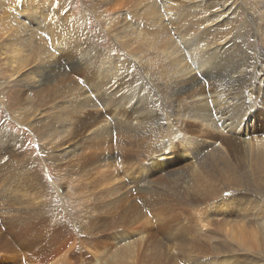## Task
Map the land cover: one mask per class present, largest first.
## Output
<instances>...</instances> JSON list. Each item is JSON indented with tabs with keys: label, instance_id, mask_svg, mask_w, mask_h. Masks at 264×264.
I'll use <instances>...</instances> for the list:
<instances>
[{
	"label": "rangeland",
	"instance_id": "1",
	"mask_svg": "<svg viewBox=\"0 0 264 264\" xmlns=\"http://www.w3.org/2000/svg\"><path fill=\"white\" fill-rule=\"evenodd\" d=\"M54 1H57V2L65 1V3L67 4L66 5L67 8L63 9V12H62L63 16L66 14H69L71 15L69 16L70 20L73 19V20L81 22L83 26V30L85 28L84 33L87 38V43L89 45L99 48L98 49L99 51H104V52L106 51L107 53L109 52L108 54L118 62L120 66V70L118 71L117 76L119 78V81L121 80L120 84H118L117 86H112L110 84H104L103 86H99V89L97 92H98V96H101V97L100 99H97L96 102L102 101L100 102L101 104H97V105L85 104L81 106L72 105L73 107L69 105L65 108H62V110L61 108H58L56 110H58L59 114L62 117L63 116L65 117L64 119L71 120V123H70V120H66V124L74 125L73 127L70 125V127L74 129V127L78 126L82 135L87 134L91 128L100 124L101 121L104 122L105 119L111 120V119H114L115 117L116 119H131L133 124L127 123V120H125V122L122 123V127L127 128L129 130V134L135 136V143H137L138 146L136 147V144H134V147L139 149L138 154L141 155V156L139 155V161H138L139 164L137 163V165H140V166L144 164L146 165L147 159H150L149 157L152 155H155V156L157 155L156 157L162 156L166 160V164L158 169V174H157L158 176L156 175L155 177L157 178L160 176L161 178L159 180L155 179V181H153L154 180L153 179L150 182H144L145 184L142 182L144 185L142 183L136 184L135 188L133 189L134 191H132V193H130L128 197L124 198V199H127V201L129 200L128 201L129 203H126L127 201L121 200V202L115 205H110L109 200L111 197L109 196L97 198L94 200L92 193L104 187L103 185L104 183H102V185H100L99 183L100 176H97L95 174H91V175L89 174V176H87V179H86V176L80 173L78 169L76 168L77 166L76 161L75 162L74 160H70L71 162L66 161L67 158H70L69 156L66 157L65 161H54L53 162L52 160L50 161L47 160V158L49 159L51 158L52 151H53V154H57V155L64 154L65 149L68 146L71 147L70 146L71 143L76 142L78 135L72 134L71 136H68L67 139L65 138L60 141L57 139H62L61 137H54L53 138L54 140L49 139L48 137H42L44 141L42 142V140L39 138V135L37 133H36L37 134L36 136L35 133L31 132V129L28 126L24 125L25 123L22 125L18 122L19 118L17 116L18 111H21V108L23 106L25 108H30V107H32L33 109L35 108V105L37 104L38 101L34 94V88L25 87V85H23L21 81H15V80L8 82L7 86H1L0 88V96H1L0 97V125H1L0 127V164L2 165L1 169L3 172H5L6 177H7V174L9 176L6 178V182L5 180L4 182L3 181L0 182L1 184L0 185V196H1L0 197L1 198L0 199V211L2 212V209H3V212L6 211L7 214L9 215L8 217L6 214L7 216L6 220L11 221L12 223L11 222L10 223L14 225H19V221L17 220L18 218H22L25 211L26 213L27 211L28 212L32 211L31 214L34 213L37 216V219L34 220V222L37 224L35 225V223L33 222L32 224L33 226L30 225L28 226V228L24 227L22 229L19 228V230L20 229L21 230L16 231L14 233L15 236H11L10 238H8V241L10 240L9 242L7 241V239H3V241L0 242V245H1L0 251H2L0 252V264H3V263L8 264L7 261L14 259V255L11 254V251L14 250L11 248L13 247L12 244L16 245V247L18 246L19 249L23 251V253L21 252V255L20 254L18 255L19 258L17 259V261L22 260L23 262L24 260H27L26 259L27 257L25 258L21 257L23 255V256H30L32 263L34 262L33 264L35 263L36 264H60V263L61 264H80V263L81 264L82 263L91 264V262L93 261V256H91L90 250L95 249V248H97L95 250H98V249L104 250L106 248L104 251H107V249L109 248V252H111V250L114 249V246H115V244L113 243L114 237L122 236L124 240H127L126 242H130V241L133 242V237L137 235L141 236V240L135 241L134 247H135V244L137 243L138 245L136 247L137 249L139 248L140 251L137 254L139 258L136 257L137 262L135 261L134 264H264V239H261V237L264 236V234L261 235V232H264V208H262L261 211L258 208H255L253 210L251 209V207H253V204L256 201L264 205V177L261 176V178L257 180V175L254 174V178L252 180H250L248 177L246 178L247 180L251 181L250 187H253V185H255L254 192L246 191L249 194L248 195L244 194L245 197L250 196V198H252L251 200L252 203L249 201V204L247 202L245 204L246 206H244V208L247 209L246 211L241 212V210L237 208L236 205L232 208L231 205L226 207V206H220L218 204V202L220 203L221 199H225L226 197L229 196V192L222 191L223 184L228 183V182L233 183L232 181H229L226 177L224 178V176H227L228 174H226L227 172H224L223 168L226 167V165L231 164V165L236 166L237 168H241V171H243L244 167H246L247 156L245 155L244 150H242L240 146V140H241L240 136L241 135L238 132H229L227 130H224V132L222 131L221 133H218L216 130L214 131V129L210 127H206L204 123V119L202 121L199 119H191L192 117L190 118L188 116H185L187 118L186 119L184 115H181V113L183 112H179V111L175 112L179 108L177 106L179 103L177 104L175 103L174 96H172L173 91L171 88H173L172 84L174 82V78L177 79L178 76L174 78L172 77L173 76V74L171 73L172 71H170V69L167 68V59H166V56H164L163 50L161 49L163 42L167 38H169V36L172 37L174 33L169 32V33L164 34L162 26H159V34L153 33L147 30V29H150L149 22L151 21H148V19L145 17L147 16L145 15V13L148 14L147 11H148V8L150 7L149 2L151 0H130L128 2L127 1L124 2L125 4L124 3L122 4V6L120 7V12L122 13L121 18L124 19L125 25L129 24L132 27V29L130 28V30L129 28H126L127 29L126 32H124L123 26H121V23L118 19L119 17H117L116 15L117 13L115 12L114 14L113 13L114 11L110 12L108 10L107 11L104 10V7L107 6L105 3V1L107 0H39V2H42L45 5V7H48L51 9L49 11H53V13L50 12V14L48 15L50 17L55 15L56 10L51 8L52 7L51 3H53ZM123 1L125 0H122V2ZM154 1L155 0H152L153 3ZM159 2H162V0H160ZM239 2L242 3L243 6H240L239 8V11H238L239 13L237 16V22L235 26H233V28L228 33V38L230 40L233 39L234 45L232 47L226 48L227 50L225 49V52L222 53L225 55H222V54L215 55L216 58L214 59L215 61L212 60V65L214 66V69L216 68L218 69L217 72H221L222 74H227V73H230L229 69L234 68L237 64L240 65L242 61L246 63V66H242V68H244V71L246 72V74L244 73V76H243L245 80V85L249 83L251 79L252 80L250 81V83L253 84V85L249 84V86L246 85V93L250 91L249 92L250 94L248 96L249 104L247 105L245 109L247 112H250V118L247 119V124L249 125L248 129L250 130V133L252 134V136L254 138H260L264 136V82H263L264 79H262L263 74H264V48H263L264 47V7H263L264 5L262 4V0H239ZM2 4L5 7H7V4L15 5L17 4V0H0V6ZM19 6L20 5H18V7ZM139 11L141 14H139ZM21 18L30 22L29 21L30 19H26V15L21 16ZM146 21L148 22L146 23ZM138 28L140 29L139 32L137 31ZM144 29L147 30L146 34H145V31H143ZM141 31L144 34L141 33ZM146 35L148 36V38ZM145 48L147 50L149 49V51L145 50ZM179 48L181 50L182 45H179ZM158 51H160V53ZM155 52H157L156 54L158 55H156ZM138 56L142 59H140ZM152 57L153 58L156 57V58L153 60ZM134 58L137 64H135ZM184 58L185 59L183 60V62L189 61V57L185 56V54H184ZM132 60H134L133 63H130ZM137 61H139L140 63ZM259 61L261 62L258 64ZM148 62H150V65ZM163 62L165 66L162 65ZM180 62L181 60L179 61V63ZM183 62L182 64H185ZM0 63H1V60H0ZM179 63H177V66L179 65ZM154 64L155 66H153ZM143 65H144V68H143ZM254 65H255V68H254ZM1 66H3V64ZM1 66H0V81L4 79L5 77V74L1 73L5 69ZM156 68L158 69L155 71ZM104 73L105 75H108L107 73H109V67L107 66L104 67L103 74ZM141 73L143 76L141 75ZM97 75H98V71H97V74L93 76L92 78L93 81L100 80L99 76ZM161 78H163L162 79L163 81L161 80ZM169 78H171L170 79L171 82ZM166 79H168L169 83H167ZM10 88H11V91H10ZM167 88L169 89L167 90ZM247 88H249V90H247ZM7 90L9 91V94L10 93L12 94L10 96H8L7 94L8 98L6 99L7 96L5 97L6 95L5 91L7 92ZM156 90L160 94L156 93L155 92ZM19 91H22V95L18 93ZM19 95H21L20 98H19ZM25 95L28 101H26L27 100L26 98H23ZM147 95L150 99L147 98ZM107 97L109 98V100L108 99L105 100ZM144 97L146 100L144 99ZM20 100L23 101L22 103H24V105H22ZM30 102L31 104H29ZM73 108L75 109L72 110ZM59 109L61 110V112ZM136 110H138V112ZM151 110H154L157 114ZM140 112L148 113V118L146 117L144 122L143 123L141 122L144 126L141 123H138L134 120V119H140L141 117L139 116ZM238 113H240V111L237 112L235 116H237ZM48 115H51V116H48ZM60 115H58L57 112H51V114L47 113L45 116L43 117L41 116L42 118H40L39 116L34 117V115H32L31 113L27 116L31 117L30 119L33 120V121L31 120V122H35L37 119H44L41 121V123L43 124V126L41 127V131L42 129H44V131L45 130L48 131L52 129V121L50 120L51 117L52 116L54 117V118L52 117V119H55V118L62 119ZM67 121H69V123ZM9 131H10V134L12 133L11 135H9ZM120 135L122 134H119V136ZM75 136L76 138H73ZM46 138L48 140H46ZM6 141L7 143H4ZM8 141H9V144H8ZM62 144L63 146L65 145L64 148ZM194 145H195L196 151H193V149H191L192 146ZM13 146L15 147V149ZM214 147H216V149L220 151H216L215 149H213ZM148 149L150 150L152 149L151 150L152 152ZM189 151H192L193 154L195 155L194 159H192L191 155L189 154ZM56 152H58L59 154ZM5 153H8V154H5ZM48 154L50 155L47 156ZM1 160L3 161L1 162ZM22 160L23 161L25 160L24 163L26 162L27 164L26 163L23 164ZM7 163H9V165ZM18 163L21 165H19ZM13 165L15 166L13 167ZM17 166L19 168H17ZM12 169L15 172L12 171ZM194 169H196V171ZM135 173L136 172H134V176H135ZM122 176L124 178L123 170H121L119 174L120 182H122L121 180ZM193 178L194 180H196L197 184L200 183L199 185L202 184L201 186L204 185L203 187H206L207 185V188L208 187L210 189L212 188L211 189L212 191L216 190V192H221L218 195H216L217 198L214 197L215 202H208V203H201V204H194V205H183V203L182 204L180 203V200L176 199L173 192L177 188V186L178 185L185 186L187 184L190 185ZM203 179L205 181H203ZM125 180L127 181V178H125ZM17 182H18V185H17ZM44 183L46 184V186ZM40 184L42 185L44 184V185L42 186ZM129 184L133 185V183H129ZM138 185H141V186H138ZM257 185L260 186L261 189H257L256 188ZM186 188L184 187L182 188V190L181 189L180 190L183 191V189H186ZM41 189H44V190H41ZM38 190L39 191L41 190V191L39 192ZM122 190L124 191L126 190V188H122ZM122 190L119 191L118 193H121ZM31 192L34 193L32 194L33 196L35 197L37 195L38 196L34 199V197L30 195ZM223 192L225 193L223 194ZM45 193H47L48 195ZM24 194L25 195L27 194V196L24 197L25 196ZM131 197H133L135 200ZM19 199L20 201H18ZM160 199H163V200L161 201ZM27 200L29 201L27 202ZM87 201L88 202L90 201L91 204L92 202L93 204L94 203L100 204L104 202V205L101 206V209H99L101 212L103 211L102 209H104L103 213L101 214V216L103 217L96 216L95 213L93 215H90L87 212L88 210L87 205H89ZM146 201L148 202V204H145ZM233 201L234 200H232V202ZM1 202H3L4 204L3 203L1 204ZM30 202L32 203V205H30L31 204ZM38 202H40V205ZM135 202H136V205H135ZM143 202L144 204L142 205ZM14 203L19 205L20 207ZM132 205L134 207H132ZM9 206L12 211L13 210L17 211V213L10 211ZM137 206H138V209L140 208L139 212L137 211L138 210ZM6 207H8V209ZM22 207L24 208L23 210L24 212H22ZM112 207L117 208V210ZM131 209L133 210L130 211ZM113 210H115V214L116 212L118 213L115 215L113 213ZM110 211L112 213H110ZM57 212L59 213V215L57 214ZM20 213H22V215ZM104 213L106 214V216L104 215ZM108 213H110L112 217ZM46 214H47V217L45 218L44 216H46ZM118 214L120 217L122 216L123 217L120 218ZM56 216L57 218H55ZM58 216L59 217L61 216L60 217L61 219ZM91 216H95V217H91ZM130 216L132 217L131 219H129ZM2 217L4 218L3 214H1L0 216V224L3 225L2 227L7 226L5 225L6 224L5 219H3ZM50 217L52 218V220H50L51 219ZM89 217H90V220H89ZM125 217H127L128 219ZM58 218H59V221H57ZM113 219L114 220L118 219L119 221H122L123 224L126 223L124 222L126 219V221H129V223L127 222V225L124 224L125 226L122 225L123 227H121V225L114 224L115 221H113ZM108 220H112V223L111 221L106 222ZM67 222H69V225ZM105 222L108 224H106ZM56 223H58L59 225L57 224L56 226ZM63 223H65V226H67L68 229L63 225L60 230V226ZM104 223L106 224V226L104 227L106 228V231L104 233H101L100 236L99 234H97V236L94 235L92 236L93 237L92 238V237L86 236L85 234H82L86 230H83L81 228H84V229L86 228L89 230L94 227H97L98 225L99 227H102L103 225H105ZM113 226H115L116 228H114ZM245 226L249 228L248 234L244 232ZM112 227L114 230L112 229ZM70 229L71 231H69ZM109 229L111 230L110 232L107 233V230ZM236 229L237 231H239V233H237ZM77 231L78 232L83 231V232H81L80 234V232L78 233ZM71 232L72 233L74 232L75 234H72ZM216 232L218 233L214 236L213 233H216ZM74 235L75 236L78 235V237H82L81 239L80 238L78 239L80 243L83 244V246L84 245L86 246L85 248L87 249H85L82 246V244L78 243L79 242L78 239L74 240V237H75ZM221 235L223 238L231 242V246H232L230 251H228L227 253H224L225 256H222V253L218 252L219 250H217L214 246V245H218V243L224 240L222 237H220ZM44 236L45 238L48 237L49 239H45ZM135 239L136 238L134 237V240ZM97 241L99 244L100 243L101 244L99 245L97 243V246H95L96 245L95 243ZM74 243L75 244L77 243V244L74 245ZM90 243L93 246H91ZM140 243H141V246L139 245ZM77 245H79L80 249L78 248ZM71 247H73L74 250L71 249ZM82 249H85L86 252ZM70 252L74 254L72 255ZM173 252L174 253L176 252V254H174ZM37 253L39 255H37ZM74 257L75 258L77 257V259L75 260ZM207 258L209 259L208 261L206 260ZM77 260L78 261L80 260V262H78ZM17 261H10L9 264H16L15 262Z\"/></svg>",
	"mask_w": 264,
	"mask_h": 264
},
{
	"label": "bare ground",
	"instance_id": "2",
	"mask_svg": "<svg viewBox=\"0 0 264 264\" xmlns=\"http://www.w3.org/2000/svg\"><path fill=\"white\" fill-rule=\"evenodd\" d=\"M126 1L128 2L130 0H125L123 2H122V0H107V1H105L107 6L104 7V10H106V11L107 10L110 12L114 11L113 12L114 14H115V12L117 13L116 15H117V17H119L118 19L121 23V26H123V28H124V32H126V30H127L126 28H129V30H130V28L132 29V27L129 24L125 25L124 19L121 18L122 13L120 12V7ZM159 1L160 0H158V1L155 0L153 3L151 0L149 2L150 7L148 8V11H147L149 16L147 13H145V15L148 16V17L147 16H145V17L148 19V21H151V22H149L150 29H147L148 31L159 34V26H162L164 34L169 33V32L174 33V35L172 37L169 36V38H167L163 42L161 49L163 50L164 56H166V59H167V68H169L170 71H172L171 72L173 74L172 77L174 78V77L178 76L177 79L174 78L173 84L171 83L173 85V88H171L173 91V93L171 92L173 94L172 96H174L175 103L176 104L179 103L177 105L179 108L175 112H177V111L183 112V113H181V115H184V117L185 116H188L190 118L192 117L191 119H199L202 121L204 119V123H205L206 127H210L212 129H214V131L216 130L218 133H221L222 131L224 132V130H227L229 132H238L241 135L240 136L241 137L240 146H241L242 150H244L245 155L247 156V158H246L247 164H246V167H244L243 171H241V168H237L236 166L231 165V164L226 165V167H224V168L222 167L224 169V172H227L226 174H228L227 176H224V178L226 177L229 181H232L233 183L228 182V183L223 184L222 191L229 192V196L226 197V195H225V197H226L225 199L220 198L221 200H220V203L218 202V204L220 206H226V207L231 205L232 208L236 205V207L239 208L241 210V212L246 211L247 209L244 208V206H246L245 204L247 202L249 204V201L251 202L252 198H250V196L245 197L244 194L248 195L249 193H247V192H254V188H255V185H253V187H250L251 181L247 180L246 178L248 177L250 180H252L254 178V174L257 175V180H259L261 178V176L264 177V136H262L260 138H254L252 136V134L250 133V130L248 129L249 125L247 124V119L250 118V112H247L245 110L247 105L249 104L248 96L250 94L249 93L250 91H248L246 93V85L249 86V84H252V83H250V81L252 79L249 81V83H247L245 85V80H244L243 76H244V73L246 74V72L244 71V68H242V66H246V63L243 61L240 65L237 64L234 68L229 69L230 73H227V74H222L221 72H217L218 69L217 68L214 69V66L212 65V60L215 61L214 59L216 58L215 55H220V54L224 53L226 48L232 47L234 45L233 39L230 40L228 38V33L233 28V26H235V24L237 22V16L239 13L238 12L239 8H240V6H243V5H242V3L239 2V0L238 1H236V0H177V1L176 0H162V2H159ZM262 4L264 5V0H262ZM18 5H20V6L18 7ZM51 5H52L51 8L56 10L55 15L52 17H50L48 15L50 14V12L53 13V11H49L51 9L48 7H45V5L42 2H39V0H17V4H15V5L14 4L13 5L7 4V7H5L2 4L0 6V60H1L0 66L3 64V66H1V67H3L5 69L4 71L1 72V73L5 74V77H4V79H2L0 81V88H1V86H7L8 82H10L12 80L21 81L23 83V85H25V87H29V88L33 87L34 88V94H35L38 102L35 105L34 109L30 106H29L30 108H25L23 106L24 108L22 107L21 111H18V113L16 112L17 116L19 118L18 122L22 125L25 123L24 125L28 126L31 129V132H33L35 134L37 133L39 135V138L42 140V142H44L42 137H48L49 139H53L54 137H61L62 139H57L60 141V140H63L65 138L67 139V137L71 136L72 134L78 135L76 142L71 143V145H70L71 147L68 146L65 149L64 154L57 155V154H53V151H52L51 152V154H52L51 158L50 159L47 158V160H49V161L52 160L53 162L54 161H65L66 157L69 156L70 158H67L66 161H70V160H74V162L76 161L77 162L76 168L78 169V171L80 173H82V174H84V176H86V179H87V176H89V174L90 175L95 174L97 176H100L99 183H100V185H102V183H104L103 184L104 187L103 188L99 187L100 188L99 190L92 193L94 200L97 198L109 196V197H111L109 200L110 205H115V204L121 202V200L127 201V199H124V198L128 197V195L130 193H132V191H134L133 189L135 188L137 183L141 184L142 182L143 183L144 182H150L153 179H154L153 181H155V179L159 180L161 178L160 176L157 178L155 176L158 174V169L166 164V160L162 156L156 157L157 155L156 156L155 155H152V156L149 155L150 159H147L146 165L145 164L141 165V166L137 165V163L139 164L138 161H139V155L140 154H138L139 149L134 147V144H136V147L138 146L137 143H135V136L129 134V130L127 128L122 127V123L125 122V120H127V123L133 124L131 119H116V117L114 119H111V120L105 119L104 122L101 121L100 124L91 128L88 131V133L85 135L84 134L82 135L78 126L74 127V129H73L72 127L74 125L70 124L72 126V127H70L69 124H66V120H70V119H64L65 117L64 116L62 117L59 114L58 110H56V109L61 108V110H62V108H65L69 105H71V106L72 105H78V106L80 105L81 106V105H85V104H90V105L91 104H95V105L101 104L100 102H102V101L96 102V100L100 99V97H101V96H98V92H97L99 89V86H103L104 84H110L112 86H117L118 84H120L121 80L119 81V78L117 76L118 71L120 70V66H119L118 62L108 54L109 52L107 53L106 51L105 52L99 51L98 50L99 48L94 47L92 45H89L87 43V38H86L85 33H84L85 28L83 30V26H82L80 21H76L73 19L70 20L69 16H71V15H69V14H66L63 16V13H62L63 9L67 8V6H66L67 4L65 3V1H63V2L62 1L61 2L54 1L53 3H51ZM136 5H138V4H136ZM147 7H148V5H147ZM113 13H112V15H113ZM139 14H141L140 11H139ZM23 15H26V19H30L29 20L30 22L22 19L21 16H23ZM148 21H146V23ZM139 30L140 29L138 28L137 31L139 32ZM141 30H142V28H141ZM147 30H145V29L143 30V31H145V34H146ZM150 32H149V34H150ZM141 33H143V32L141 31ZM87 35H88V33H87ZM147 38H148V36H147ZM151 39H153V38H151ZM128 44H129V42H128ZM239 44H237V45H239ZM179 45H182L181 50H180L181 47L179 48ZM145 50H147V49L145 48ZM145 50H144V52H145ZM147 51H149V49ZM158 52L160 53V51H158ZM156 53L157 52H155V54ZM184 54H185V56L189 57L188 62H186V61L183 62V60L185 59ZM156 55H158V54H156ZM222 55H225V54H222ZM153 56H155V55H153ZM255 57H256V55H255ZM135 58H134V60H135ZM155 58H153V60ZM179 58L181 60L180 63H179V61H180ZM140 59H142V58H140ZM140 59H139V61H140ZM241 59H243V58H241ZM241 59H240V61H241ZM134 60H132L131 62L129 61V62L133 63ZM252 60H253V58H252ZM139 61H137V62H139ZM141 62H142V60H141ZM182 62L185 64H182ZM260 62L261 61H259L258 64ZM125 63H126V61H125ZM148 63L150 65V62H148ZM177 63H179L178 66H177ZM135 64H137L136 60H135ZM162 65L165 66L164 62ZM255 65H254V68H255ZM106 66L109 67V73H107L108 75H105L106 72L103 74V69ZM153 66H155V64ZM176 66H177V68H176ZM143 68H144V65H143ZM121 69H123V68H121ZM157 69L158 68H156L155 71ZM97 71H98L97 76H99L100 80L93 81L92 78L94 75L97 74ZM158 71H160V70H158ZM158 71H157V73H158ZM144 74H146V73H144ZM162 74H161V76H162ZM141 75H142V73H141ZM158 76H160V75H158ZM247 77H248V75H247ZM121 79H122V77H121ZM128 79H129V77H128ZM162 79L163 78H161V80ZM170 79L171 78H169V80ZM262 79H264V74H263ZM166 80H167V83H169L168 79H166ZM170 82H171V80H170ZM263 82H264V80H263ZM145 86H146V84H145ZM162 89H163V87H162ZM168 89L169 88H167V90ZM157 90L155 91L156 93H158ZM247 90H249V88H247ZM10 91H11V88H10ZM13 91H14V89H13ZM18 93L22 95V91H19ZM100 93H102V92H100ZM5 94H6L5 95V97H6L7 94H8V96H10L12 93L9 94V91L7 90V92L5 91ZM158 94H160V93H158ZM21 95H19V98L21 97ZM105 95H104V97H105ZM149 95H150V93H149ZM8 96L6 97V99L8 98ZM151 96H153V95H151ZM133 97H134V95H133ZM23 98L27 99L26 95ZM147 98H149L148 95H147ZM107 99L109 100L108 97L105 100H107ZM144 99H145V97H144ZM20 101H18V102H20ZM26 101H28V99ZM142 101H143V99H142ZM22 102L23 101H21V103ZM31 102L29 104H31ZM29 104H27V105H29ZM22 105H24V103H22ZM6 106H7V104H6ZM172 108H174V107H172ZM175 108H177V107H175ZM74 109L75 108H73L72 110H74ZM146 109H148V108H146ZM61 110H60V112H61ZM136 111L138 112V110H136ZM151 111H154V110H151ZM239 111H240V113H238V115L235 116L236 113ZM51 112H57V114L60 115L62 119H56V118L52 119V117H53L52 116L50 119L52 121V129L48 130V131L47 130L44 131V129H42V131H41V127L43 126L41 121L44 119H37L35 122H31V120H32V119H30L31 117L27 116L31 113L32 115H34V117L39 116L40 118H42L47 113L51 114ZM63 112H64V110H63ZM149 113H151V112H149ZM154 113H156V112L154 111ZM139 114H140L139 116H141L140 119H134V120L138 123H141V122L143 123L145 118L146 117L148 118V113L140 112ZM152 115H153V113H152ZM48 116H51V115H48ZM67 122L69 123V121H67ZM198 122H200V121H198ZM43 123H44V121H43ZM70 123H71V120H70ZM151 124H153V123H151ZM5 126H7V125H5ZM46 126H47V124H46ZM0 127H1V125H0ZM159 128H160V126H159ZM11 134L9 131V135H11ZM37 134H36V136H37ZM119 134H122V135L119 136ZM73 138H76V136ZM46 140H48V139L46 138ZM4 143H7V141ZM55 143H57V142H55ZM60 143H62V142H60ZM8 144H9V141H8ZM63 144H62V146H63ZM5 146H6V144H5ZM43 147H45V146H43ZM64 147H65V145L63 146V148ZM134 148L137 150H135ZM14 149H15V147H14ZM53 149H54V147H53ZM191 149H193V151H196L195 145L192 146ZM213 149H215L216 151H220V150L216 149V147H214ZM148 150H150V149H148ZM215 150H213V151H215ZM161 151H163V150H161ZM8 153H5V154H8ZM56 153H58V152H56ZM189 154L191 155L192 159L195 158V155L193 154L192 151H189ZM49 155L50 154H48L47 156H49ZM212 157H213V155H212ZM2 158H4V157H2ZM144 159H146V158H144ZM2 161L3 160H1V162ZM24 161H23V164L26 163V162L24 163ZM143 163H144V161H143ZM7 164L9 165V163H7ZM15 164H16V162H15ZM19 165H21V164H19ZM73 165H74V163H73ZM14 166L15 165H13V167ZM65 166H67V165H65ZM1 167H2V165L0 164V182H2V181L4 182V180L6 182V178L9 175L7 174V177H6V174H5V172L2 171ZM32 167H33V165H32ZM238 167H240V166H238ZM17 168H19V167L17 166ZM21 170H23V169H21ZM121 170L124 171V178H123V176L121 178L122 182L119 181L120 180L119 174H120ZM194 170L196 171V169H194ZM6 171H7V169H6ZM12 171H14V170L12 169ZM134 172H136L135 176H134ZM21 174H23V173H21ZM128 176H129V178H128ZM125 178H127V181L125 180ZM203 181H205V180L203 179ZM129 183H133V185H130ZM199 184L200 183L197 184L196 180H194V178H193L190 185L189 184H187L188 186L187 185H185V186L178 185L173 193H174L176 199L180 200V203L181 204L183 203V205H194V204L215 202L214 197H216V195H218L221 192H216V190L212 191L211 190L212 188L210 189L208 187L209 188L208 189L207 185H206V187H203L204 185L201 186L202 184L201 185H199ZM17 185H18V182H17ZM40 185H42V184H40ZM21 186H22V184H21ZM25 186H26V184H25ZM27 186H28V184H27ZM45 186H46V184H45ZM138 186H141V185H138ZM186 186L188 189L186 188ZM184 187L186 189H183V191H181L182 188H184ZM122 188H126V190L123 191ZM256 188L261 189L260 186H258V185L256 186ZM41 190H44V189H41ZM121 190H122V192L118 193ZM153 191H154V189H153ZM44 192H46V191H44ZM42 193H43V191H42ZM47 193H45V194H47ZM144 193H145V191H144ZM151 193H152V191H151ZM224 193L225 192H223V194ZM32 194H34V193L31 192L30 195H32ZM43 195H44V193H43ZM133 195H135V194H133ZM20 196H21V194H20ZM26 196H27V194L24 197H26ZM131 196H132V194H131ZM3 197H4V195H3ZM33 197H34V199L36 198L35 196H33ZM131 198H133V197H131ZM228 198H230V199H228ZM53 199H54V197H53ZM226 199H228V200H226ZM254 199H255V197H254ZM15 200H16V198H15ZM24 200H25V198H24ZM160 200L162 201L163 199H160ZM232 200H234V201L232 202ZM18 201H20V199ZM28 201L29 200H27V202ZM128 201L126 203H129ZM2 203L3 202H1V204ZM11 203H13V202H11ZM38 203L40 205V202H38ZM88 203H89V205H87V208H88L87 212L90 215H93L95 213L96 216L103 217V216H101V214L103 213L104 209H102L103 210L102 212L99 209H101V206L104 205V202H102L100 204L99 203L93 204V202H92V204H91L89 201ZM123 203H125V202H123ZM14 204H16V203H14ZM143 204H144V202L142 203V205ZM145 204H148V202L146 201ZM9 205H11V204H9ZM30 205H32V203ZM135 205H136V202H135ZM12 206H14V205H12ZM17 206H19V205H17ZM54 206H55V204H54ZM127 206H129V205H127ZM132 207H134V206L132 205ZM140 207H141V205H140ZM6 208L8 209V207H6ZM31 208H32V206H31ZM112 208L117 210V208H115V207H112ZM255 208H258L261 211L262 208H264V205L262 203L256 201L253 204V207H251V209L253 210ZM137 209H138V206H137ZM139 209L137 210L138 212H139ZM9 210L12 211L10 206H9ZM23 210H24V208L22 207V212H24ZM132 210L133 209H131L130 211H132ZM249 210H250V208H249ZM111 211H110V213H112ZM12 212L17 213V211H14V210ZM0 213L3 214L4 218L3 217L2 218L5 219V221H6L5 225H7V226L2 227L3 225L0 224V242L3 241V239H7V241H8V238H10L11 236H15L14 233L16 231H18L19 228H21V229L24 227L28 228V226H30V225L33 226L32 224H33L34 220L37 219L36 214H34V213H33L34 215L31 214L32 211L31 212L27 211V213L25 211L22 218H18V220H17V221H19V225H14V224H11L12 223L11 221L6 220V217L7 216L9 217V215L7 214L6 211L3 212V209H2V212L0 211ZM110 213H108V214H110ZM113 213L115 214V210H113ZM117 213L118 212H116V214ZM1 214H0V216H1ZM6 214H7V216H6ZM20 214L22 215V213H20ZM57 214L59 215L58 212H57ZM114 214H113V216H114ZM120 214H121V212H120ZM104 215L106 216L105 213H104ZM62 216H63V214H62ZM118 216H119V214H118ZM44 217L46 218L47 214ZM91 217H95V216H91ZM111 217H112V215H111ZM122 217H120V218H122ZM55 218H57V216ZM59 218L57 221H59ZM125 218H127V217H125ZM131 218L132 217L130 216L129 219H131ZM47 219H49V218H47ZM50 220H52V218ZM89 220H90V217H89ZM46 221H48V220H46ZM109 221H111V223H112V220H108L106 222H109ZM113 221H115L114 224L121 225V227H123L122 225H124V224L127 225V222L129 223V221H126V219L124 221L126 223H124V224L122 221H119L118 219H115V220L113 219ZM71 222H72V220H71ZM93 222H95V221H93ZM58 223H56V226ZM67 223L69 225V222H67ZM36 224L37 223H35V225ZM106 224H108V223H106ZM106 224L103 225L102 227H99V225H98L97 227H94V228L89 229V230L86 228L85 229L81 228L83 230H86L82 234H85L88 237H92L94 235L97 236V234H99V236H100L101 233H104L106 231V228H104L106 226ZM240 224H241V222H240ZM40 225H42V224H40ZM40 225H39V227H40ZM63 225L65 226V223H63L60 226V230H61V227ZM109 225H111V224H109ZM65 227L68 229L67 226H65ZM113 227L116 228L115 226H113ZM113 227H112V229H113ZM117 228H119V227H117ZM55 229H56V227H55ZM67 229H65V230H67ZM62 230H64V229H62ZM110 230L111 229L107 230V233L110 232ZM69 231H71V229ZM72 231H74V230H72ZM236 231H237V229H236ZM81 232H83V231H81ZM81 232H80V234H81ZM207 232H208V230H207ZM223 232H224V230H223ZM244 232L247 234L249 233V228L247 226L244 227ZM78 233H76V234H78ZM217 233L218 232L213 233L214 236ZM237 233H239V231H237ZM72 234H75V233L73 232ZM136 234H137V232H136ZM263 234H264V232H261V235H263ZM17 235H19V234H17ZM75 237H74V240L78 239V238H80V239L82 238V237H78V235H76ZM134 237L136 238L135 240H134ZM134 237H133V242L132 241L126 242L127 240H124V238L122 236L114 237L113 243L115 244V246H114V249L111 250V252H109L108 246H107V248H108L107 251H104L106 249L105 247H104L105 248L104 250H99V249L95 250L97 248L90 250V254H91V256H93V261L91 262V264H134L136 261V257L139 258V256H137V254L140 251L139 248L137 249V247H136L138 244L136 243L135 247H134V243H135V241H140L141 236L137 235ZM220 237H222V235ZM44 238H45V236H44ZM142 238H143V236H142ZM45 239H49V238L47 237ZM86 239H87V237H86ZM223 239L224 240H222L220 243H218V245H214V246L217 250H219L218 252L222 253V256H225L224 253H227L228 251H230L232 246H231V242H229L225 238H223ZM232 239H234V238H232ZM261 239H264V236L261 237ZM234 240H236V239H234ZM78 241H79V239H78ZM107 241H109V240H107ZM78 243H80V241ZM97 243H98V241L95 243L96 245L95 244L94 245L97 246ZM76 244L74 243V245H76ZM80 244H82V243H80ZM107 244H108V242H107ZM113 245H112V247H113ZM139 245L141 246V243ZM3 246H4V244H3ZM12 246L13 247H11V248L14 250L11 251V254L14 255V259L10 260V261H17V259L19 258L18 255L19 254L21 255V252L23 253V251L21 249H19L18 246L16 247V245L12 244ZM77 246L80 249L79 245H77ZM82 246H83V244H82ZM91 246H93V245L91 244ZM73 247H75V246H73ZM73 247H71V249H73ZM83 247L85 248L86 246L84 245ZM85 249H87V248H85ZM85 249H82V250L85 251ZM174 250H172V251H174ZM0 252H2V251H0ZM8 253H9V251H8ZM38 253H37V255H39ZM85 254H87V253H85ZM146 254H148V253H146ZM174 254H176V252ZM74 256H76V255H74ZM91 256H90V258H91ZM21 257L22 258L27 257L26 259L28 261L24 260L22 262V260H20V261L15 262L16 264H33L34 263V262L32 263L30 256H23L22 255ZM67 258H68V256H67ZM70 258H72V257H70ZM76 259H77V257L75 258V260ZM206 260L208 261L209 259L207 258ZM10 261H7V263L9 264ZM61 261H63V260H61ZM78 262H80V260ZM3 264H5V263H3ZM86 264H88V263H86Z\"/></svg>",
	"mask_w": 264,
	"mask_h": 264
}]
</instances>
